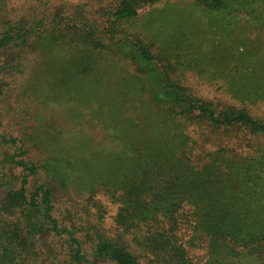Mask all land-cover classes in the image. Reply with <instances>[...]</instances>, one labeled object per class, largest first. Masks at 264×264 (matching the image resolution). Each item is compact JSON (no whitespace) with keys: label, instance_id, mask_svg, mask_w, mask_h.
<instances>
[{"label":"trees","instance_id":"obj_1","mask_svg":"<svg viewBox=\"0 0 264 264\" xmlns=\"http://www.w3.org/2000/svg\"><path fill=\"white\" fill-rule=\"evenodd\" d=\"M11 1L0 264H264V114L247 106L264 102V0ZM196 28L218 49L205 64ZM187 71L237 104L197 97Z\"/></svg>","mask_w":264,"mask_h":264},{"label":"rangeland","instance_id":"obj_2","mask_svg":"<svg viewBox=\"0 0 264 264\" xmlns=\"http://www.w3.org/2000/svg\"><path fill=\"white\" fill-rule=\"evenodd\" d=\"M86 2V0H84ZM90 4L92 7H90L91 11H97L100 8L104 7L107 8L112 0H90ZM11 4L18 5L20 4V0H12ZM142 13V12H140ZM238 33H242L241 30L236 29ZM187 37L190 39L195 38V42L200 44L202 46V51L204 54L200 55V60L204 64L209 62L210 57L212 55V52H215L218 50L215 45H212V39L214 35L212 33H208L206 30H200L198 31L197 28L192 30L190 33L187 34ZM237 37H240L237 35ZM236 41L238 39L234 40L233 45H236ZM247 45H255V49H259L260 44L258 42H253L250 44V41L247 42ZM250 46V48H251ZM250 52V51H248ZM202 63V65H204ZM200 65V66H202ZM199 66V67H200ZM211 71V68L209 69ZM181 77V76H180ZM184 84L187 85L192 93L196 95L197 97L204 98V99H210L215 101H227L231 103L237 104V102L232 99L231 95L224 89L220 88V86L217 85L219 80L211 79L212 77L208 74L206 75H200L196 72L187 71L183 76L181 77ZM214 82V83H213ZM222 82V81H219ZM223 83V82H222ZM219 84V83H218ZM249 109H251L254 113L264 114V102L258 103L257 105H247ZM57 198H59V203L63 199V193L57 192ZM74 199H78L75 195H72ZM96 200H102L104 204V210L103 213L105 226L107 225L110 228L114 227L113 224V216L116 213L117 204L111 203L109 200L105 199V197L101 194L98 197L96 196ZM63 204H68L67 199L62 200ZM92 212H97V209L93 206H90Z\"/></svg>","mask_w":264,"mask_h":264}]
</instances>
